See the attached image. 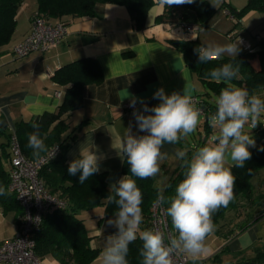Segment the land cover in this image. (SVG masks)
<instances>
[{"label":"crops","instance_id":"crops-1","mask_svg":"<svg viewBox=\"0 0 264 264\" xmlns=\"http://www.w3.org/2000/svg\"><path fill=\"white\" fill-rule=\"evenodd\" d=\"M207 1L212 6L217 4V7L214 6L217 8V14L209 22L212 27L220 28L227 36L231 32H238L249 40L255 50L259 49L258 43L264 40V36L259 32V24L261 26L264 20L263 14L255 10L249 12L239 21V29H235L234 26H230V20L235 24V18L225 13L226 8L222 7V4L226 2L240 10L244 6L243 3L238 0ZM26 2L27 0H23L18 10L17 26L11 41L0 47V126L6 128L8 133L13 132L22 121H29L45 112H55L63 103L66 94V87L53 80L55 72L62 66L82 58H94L102 69L104 79L99 84L86 85L84 105L64 117L71 129L85 120L88 121L66 152V160L70 163L76 159L81 145L86 141L89 145L92 142L101 157L99 172L107 173L110 188L112 183L126 174L123 172L124 161L112 148V136L107 130L114 129V140L117 136L122 137L130 126L132 134H146L139 132L133 116L134 110L124 108L126 104H130L132 97L137 98L136 109L142 111L140 100L149 108L160 103L159 99L153 98L154 93L160 88L169 95L173 91L182 94L185 88L192 97L198 96L203 89L202 82L192 72L184 54L172 44V41L198 40L201 43L200 37L197 33L179 31L173 22L157 23V17L165 11V6L159 3L150 9L146 27L142 30L134 28L125 6L100 3L96 5L94 17L63 18L68 25L69 33L59 47L45 53L34 52L25 58L15 59L11 49L29 35L32 16L37 12L35 8L27 18L23 14V18L20 9ZM189 22L197 23L192 12H189ZM253 63L255 67H259L257 59ZM56 91H61L60 97L55 95ZM183 141V145L165 143L162 148V152L167 153V156L160 161L161 171L155 176L156 186L160 192L167 187L182 162L177 158L176 150L187 152L197 145L186 139ZM3 142L7 140L1 138L0 143ZM249 150L251 152L252 147ZM7 168L10 169L9 163ZM261 209L253 213L252 219ZM79 216L84 219L88 234L92 238V246L101 251L104 237L117 231L114 226L106 223L108 219L114 217V213L105 214L104 207H96L82 212ZM18 218L20 213L17 210L4 211L0 205V243L17 233ZM239 221H243V217L232 218L225 227L234 230ZM228 232L224 234L214 232L210 235L206 240L209 252L198 260L191 259V263L236 264L253 258L257 248L264 250V217L234 237H230ZM244 233H247L250 243L242 246L241 236ZM220 252H222L220 261L214 262L213 256ZM44 260L46 264H60L51 257ZM98 261L99 258L92 264H97Z\"/></svg>","mask_w":264,"mask_h":264},{"label":"trees","instance_id":"trees-1","mask_svg":"<svg viewBox=\"0 0 264 264\" xmlns=\"http://www.w3.org/2000/svg\"><path fill=\"white\" fill-rule=\"evenodd\" d=\"M22 3L23 0H0V47L11 41L17 26L16 16ZM37 3V12L50 22L65 23L63 18L67 16L76 18L96 16V5L100 3L123 5L130 13L134 28L142 30L146 27L150 9L158 3V0H37ZM222 7L228 9L232 17L237 19L234 26L236 28L239 21L249 12L255 10L264 13V0H248L240 10L226 2L222 4ZM178 11H182V13ZM189 12L195 14L197 24L201 29L208 27L209 21L217 13V8L207 0H194L191 4H173L169 7L165 5L164 13L159 15L156 21L157 23L173 22L174 24L188 22ZM172 44L184 54L187 65L203 85L214 91L216 95L219 96L221 90L231 84L234 87L246 88L250 94L259 95L264 99V40L258 43L259 49L252 53L242 50L236 58L225 56L207 63H199L198 53L195 51L201 46L198 40H173ZM256 59L259 62L258 68L253 63ZM224 63H232L238 67L239 72L236 78L228 82L208 78L211 69L220 67ZM52 78L56 83L66 87L65 99L55 112H45L29 121H22L17 124L13 132L8 133L6 128L0 126V139L7 140V142L0 143V186H4L8 193L0 195V205L4 211L17 210L20 217L23 213L15 196L9 191L7 165L9 163L10 166L12 157V135L17 136L24 155L34 161L45 156L56 144L60 145L62 149L60 155L43 166L40 177L53 195L66 201V206L62 209L49 211L44 216L39 229L34 232L33 236L36 241V253L43 259L51 257L60 264H92L99 257L100 249L92 246V238L88 234L84 219L79 215L96 207H104L105 214H112L117 210V206L106 199L110 190L107 173L98 172L83 184L79 183V173L75 176L68 174L69 163L66 160V152L76 141L79 131L88 121L85 120L71 129L64 117L84 105V87L89 84L101 83L104 79L103 72L94 58L86 57L62 66ZM200 105L203 115H205V135L209 138L212 126L207 117L216 112V104L206 98H201ZM33 125H38V128H34ZM34 131H39L47 147L46 152L41 153L39 157L33 156L32 149L27 146L28 134ZM252 136L256 140V147L251 151V159L245 163L243 168L233 167L231 169L236 177L233 201L227 207H221L213 213L212 218L217 226L216 229L229 212L235 213L236 219L244 217L240 214V202L242 199L253 198V178L258 172L264 170V151H258L259 147L264 146V122L255 128ZM183 140L184 138L178 144L183 145ZM206 144H209L207 140L200 141L195 148L186 152V158L190 160L195 151ZM183 164L184 161L181 162L162 192L156 186L155 177L147 179L132 177L142 192L141 208L144 219L141 229L151 228L153 205L158 193H162L165 197L175 194V188L184 178L186 171ZM123 172L126 175H131L126 159L123 164ZM163 206L167 207L168 204L165 203ZM263 217L264 208L252 219L253 221L250 220L242 224L238 231L229 229L228 235L234 237L242 233ZM167 218L171 232L176 234L171 218ZM231 221L232 219L229 222ZM20 223V218H18L17 225L20 226ZM141 247L142 241L139 237L130 243L127 255L128 264H141L142 257L139 255ZM222 252L213 256L214 262L220 261ZM236 264H264V250L257 248L253 258Z\"/></svg>","mask_w":264,"mask_h":264},{"label":"clouds","instance_id":"clouds-1","mask_svg":"<svg viewBox=\"0 0 264 264\" xmlns=\"http://www.w3.org/2000/svg\"><path fill=\"white\" fill-rule=\"evenodd\" d=\"M193 2L158 0L161 6L168 7ZM213 6L217 7V4ZM241 43L238 37L227 44H202L195 51L199 63L216 61L224 56L236 58L241 51ZM238 72V67L232 63H224L211 69L208 78L228 82L236 78ZM153 98L159 99L160 103L151 108L140 100L142 111L135 108L137 98L130 100L138 130L146 134L134 135L130 126L122 137L117 136L114 140V129L107 130L112 136V148L122 161L126 159L131 175H125L110 185L106 199L114 203L117 210L106 223L117 231L104 237L99 264H128L129 245L138 237L142 241L139 252L141 264H175L174 257L180 252L193 260L207 254L209 248L206 240L217 227L213 222V213L227 207L234 199L236 177L231 169L243 168L251 159L250 147H256L251 130L261 124L264 99L250 94L246 88L229 84L216 98V112L207 117L213 129H218V134L213 136L214 142L198 148L190 160L186 158V151L177 149L176 156L184 161L186 169L184 178L176 186L174 195L165 197L158 193L154 202L156 206L168 204L162 207V212L165 217L171 218L176 234L170 232L166 237L159 228L141 229L144 219L142 192L132 177L147 179L157 176L161 171L160 161L167 156L162 152L164 144H177L195 132L203 115V110L196 106L185 88L182 94L173 91L170 95L160 88ZM246 125L250 126V131H245ZM33 127L38 128V125ZM27 146L35 157L47 150L39 131L28 134ZM258 151H264V146L259 147ZM97 153L96 146L86 141L80 147L79 156L69 163L68 174L75 176L79 173V183H85L100 171L101 157ZM7 194L5 187L0 186V195ZM241 240L242 246L250 243L247 233L241 236Z\"/></svg>","mask_w":264,"mask_h":264},{"label":"built area","instance_id":"built-area-1","mask_svg":"<svg viewBox=\"0 0 264 264\" xmlns=\"http://www.w3.org/2000/svg\"><path fill=\"white\" fill-rule=\"evenodd\" d=\"M225 13L232 17L228 9ZM176 29L181 32L195 33L200 26L197 23L177 22ZM68 33L67 23L50 22L42 14L36 12L32 16L29 35L13 46V57L21 59L34 52H48L59 47L67 38ZM228 37L233 42L239 37L242 41L240 44L242 50L250 53L255 51L249 40L238 32H231ZM61 94V91L55 92L58 97ZM193 99L196 106L201 108L200 98L193 96ZM124 108L134 110L130 104H126ZM61 151V146L56 144L45 156L34 161L24 155L17 136L12 135L9 191L15 196L23 213L17 233L9 240L0 243V264H46L45 260L36 253L34 232L39 229L44 216L49 211L65 208L66 201L53 195L46 188L40 177V171L45 164L57 158ZM162 207L164 206L153 205L151 228H159L167 237L171 230L168 218L162 212ZM174 262L175 264H192L191 258L183 252L175 255Z\"/></svg>","mask_w":264,"mask_h":264},{"label":"rangeland","instance_id":"rangeland-1","mask_svg":"<svg viewBox=\"0 0 264 264\" xmlns=\"http://www.w3.org/2000/svg\"><path fill=\"white\" fill-rule=\"evenodd\" d=\"M238 1L240 3H243L244 6L248 2V0H238ZM37 4H38L37 0H27L26 4L23 7H21L20 14L22 16L24 14L25 18H27L30 13L34 12L35 8L38 9ZM257 12L263 14V16H264L263 12H261V11H257ZM215 15L213 17H215ZM24 16H23V18H24ZM236 22H237V19H236ZM187 23H191V22L188 21ZM230 26L231 27L235 26V24L231 23V20H230ZM238 26L239 25H237V27L235 29H239ZM218 29H219V31H218ZM259 32L264 36V20H263V24L261 26L259 24ZM195 33H197L199 35L200 41L203 44H207V43L227 44V43L233 42L231 39H229L226 32H223L222 30H220V28L212 27L211 24L207 28H201ZM12 50H13V47L11 49V54H12ZM240 52H242V50ZM240 52H239V54H240ZM12 56H13V54H12ZM227 57H229V56H227ZM201 84L203 86V89L201 90L200 94L198 95V98H200V99L206 98L207 100H210V101L215 103L218 95H216L214 93V91L210 90L209 88H206L203 85V83H201ZM261 122H264V116H262ZM204 126H205V115H202L200 118V123L198 124L196 131L193 133H190L187 137H184V139L190 141L192 144H198L203 139H204V141L207 140L209 143H213L214 142L213 136L218 134V129H213V127H212L210 136H209V138H207L205 135V127ZM250 130H251L250 126L246 125L245 131H250ZM254 131H255V128L251 130V134L254 133ZM195 147L196 146H194V148ZM253 148L254 147H252V150H253ZM253 184H254L253 198L248 199V200L242 199L240 202V214H242V216H244V217H243V221H239V223L236 226H234V231L239 230L242 222H246V223L249 222L253 218V213L255 214L259 209H261L262 204H264V170H261L260 172H258L254 176ZM234 214L235 213H233V212L228 213V215L223 219V221L219 225L218 229H216V231L218 233L224 234L226 231H228L229 227H225V226H228V224H229L228 222L232 218L235 217ZM97 264H99V261L97 262Z\"/></svg>","mask_w":264,"mask_h":264}]
</instances>
